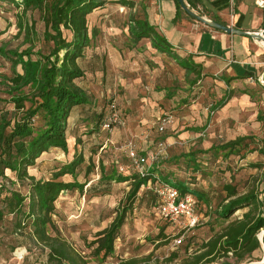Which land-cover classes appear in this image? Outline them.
I'll return each mask as SVG.
<instances>
[{"label":"rangeland","instance_id":"374dc122","mask_svg":"<svg viewBox=\"0 0 264 264\" xmlns=\"http://www.w3.org/2000/svg\"><path fill=\"white\" fill-rule=\"evenodd\" d=\"M143 1L133 0L130 8L106 0L104 7L89 14L90 45L79 59L85 73L76 82L92 100L73 110L68 118L66 135L70 147L75 145V155L79 153L84 158L76 168V179L85 186L82 191L73 188L61 192L55 202L53 219L61 234L87 256L89 264H115L132 257L141 259L149 253L153 254L149 264H154L155 258L161 259L172 250H179V262L184 248H188V252L194 251L201 240L225 224L226 221L215 217L216 209L227 201L224 184L235 185L240 193L258 185L257 192L264 204V192L259 191L264 183L262 169L252 165L264 159L258 152L264 148V96L258 95L252 106L242 109L235 117L214 110L211 106L214 95H201L197 84L190 85L194 74L186 75L185 70L166 53L152 47L149 38L136 42L131 40L128 24L132 17L143 15ZM19 2L0 1V46L22 50L29 45L23 43V33L16 35V24L21 20L23 24L34 22L36 35H30L33 51L49 53L51 43L42 40L44 27L39 13L27 11L20 16L22 7L17 6ZM188 18L193 19L189 15ZM64 34L70 38L68 32ZM17 68L20 70L19 66ZM3 74L10 75V62L0 56V75ZM0 97L7 98V95L1 92ZM110 102L115 105V114L121 122L113 123L109 130L99 126L95 129L98 115L95 117L93 112L99 114L101 110H107ZM1 108L9 112L13 109L12 104L0 100ZM163 118L168 121L161 131L159 126ZM241 135L250 137L239 153L224 156L217 149L204 151ZM169 136L173 138L168 140ZM160 141L164 142V149L152 160L150 156L157 151ZM130 144L148 158L150 168L159 162L161 172L172 170L177 180H184L189 187L207 192L211 213L207 219L204 211L199 214L198 210L199 224L189 230L182 229L162 219L155 207L157 199L152 189L140 187L125 213L113 253L102 259L100 255H91L92 247H88L87 242L93 240L96 232L108 226L130 203L127 196L132 180L99 181V164L106 172L115 169L122 176H129L134 171L127 154ZM194 150H202L196 155L197 170L192 169L191 163L187 167V158L181 156ZM75 155L72 149L66 154L60 148H51L37 159L38 165L30 172L48 178L53 168ZM62 178L69 179L68 176ZM147 186L151 187V184ZM15 187L22 194H27V187ZM241 212L235 211L230 218ZM5 218L0 222V264H40L44 261L42 248L36 246L26 233H11V215ZM263 233L264 230L258 232L259 239ZM160 234L166 238L157 239ZM177 238H181L179 245L174 243ZM11 246L14 250L10 249ZM260 255L256 252L250 263L241 264H264V247L261 258L257 260ZM21 256H25L24 259Z\"/></svg>","mask_w":264,"mask_h":264},{"label":"trees","instance_id":"16d2710c","mask_svg":"<svg viewBox=\"0 0 264 264\" xmlns=\"http://www.w3.org/2000/svg\"><path fill=\"white\" fill-rule=\"evenodd\" d=\"M113 1L122 6L133 7V0ZM173 1L176 11L182 12L178 1ZM186 1L194 8L192 2ZM105 3L106 0H20L17 3V6L22 7L20 16L25 15L27 11L39 13V20L44 27L42 40L51 43L50 51L47 54L39 50L33 51L30 35H36L34 22L23 24L21 20L16 24V35L23 33V43L29 45L22 50L0 46V56L10 62V75H0V93L7 95V98L0 97V100L12 104L13 107L11 112L0 109V222L11 215V233L20 235L26 233L36 246L42 248L45 260L40 264H89L87 256L81 254L61 234L53 217L56 212L55 202L61 192L73 188L82 191L85 186L76 179L78 175L76 168L84 158L79 153L75 155V145L70 147L66 132L68 118L73 110L91 103L92 100L76 80L82 78L85 73L79 65V59L90 45L88 16L95 9L104 7ZM65 31L70 34V38L64 34ZM128 31L133 42L149 38L152 47L174 59L186 70V75L194 74L190 85L200 79V69L197 68L199 65L191 64L187 59L183 60L172 52L167 40L156 32L146 17H132ZM219 78L226 83L229 81V78L224 76ZM227 97L228 94L213 103L211 105L213 109L221 108ZM112 103H108L107 110H101L99 114L93 112L95 117L98 115L95 129H99L98 126L103 129L102 125L106 118L115 112V105L111 108ZM249 137L237 136L217 146L212 145L204 151L211 152L217 149L222 151L224 156L236 154L247 145L245 141ZM51 148H60L66 154L72 149L75 156L53 168L48 178L31 173L30 169L38 165L37 159ZM201 151L194 150L181 154L187 158V167L191 163L193 170L198 169L195 159ZM258 152L264 156V148H260ZM252 165L262 169L261 173L264 176V159ZM165 173L161 172L159 162L149 167L144 174L134 170L129 176H122L115 169L106 172L104 166L99 164V181L132 180V182L127 196L130 203L120 210L108 226L97 231L93 240L87 242V246L92 247L91 255L96 257L100 255L104 259L113 253L114 241L119 235L125 213L133 203L136 193L140 187L151 189L147 185L152 186L157 181L175 185L182 194L190 193L196 206L200 207L196 209L197 212L199 210L200 214L204 211L205 217L207 219L210 217L211 206L207 204L209 201L207 192L195 190L189 187L186 181L177 180L172 170ZM64 176H68L69 179L63 180ZM15 185L27 187V194H22ZM256 187L240 193L235 185L224 184L223 190L227 201L220 204L215 211L216 219L226 221L221 229L207 239L201 240L194 251L188 252V248H184V255L179 262H177L180 257L179 250H172L161 259L155 258L154 264L250 263L256 257L254 256L256 252L261 253L257 259L259 260L264 247V233L261 239L257 234L264 230V204L257 192L258 185ZM259 191L264 192V183ZM153 194L157 199L156 194L154 192ZM237 210H242L240 215L230 218ZM160 238L165 239L166 236L160 234L157 239ZM10 249L14 250V246ZM152 256L153 254L149 253L141 259L132 257L119 260L115 264H149ZM21 257L24 259L25 256Z\"/></svg>","mask_w":264,"mask_h":264},{"label":"crops","instance_id":"0c3cea01","mask_svg":"<svg viewBox=\"0 0 264 264\" xmlns=\"http://www.w3.org/2000/svg\"><path fill=\"white\" fill-rule=\"evenodd\" d=\"M189 1L194 4L192 8L185 0L190 8L208 19L246 32H264V5L260 0ZM143 2L142 16L167 40L172 52L199 65L200 79L195 84L201 95L211 93L215 103L228 94L225 104L217 109L221 114L235 117L242 109L252 106L258 95L264 96L261 82L264 46L259 40L198 23L188 18L185 12L176 11L173 0ZM177 66L182 68L179 64ZM220 76L229 78V81L226 83ZM262 77L264 79V75ZM171 138L167 137L168 140Z\"/></svg>","mask_w":264,"mask_h":264},{"label":"built area","instance_id":"2783aa9c","mask_svg":"<svg viewBox=\"0 0 264 264\" xmlns=\"http://www.w3.org/2000/svg\"><path fill=\"white\" fill-rule=\"evenodd\" d=\"M264 75V72H263ZM262 75V76H263ZM261 76V82L264 84V79ZM111 108H114V104H111ZM168 121L167 118H163L159 130H163V124ZM121 122L117 115L114 113L110 114L103 124V128L110 129L113 123ZM164 149V142L160 141L157 143V151L150 157L155 160ZM128 158L130 165L134 170L140 174H144L147 169L151 166V162L144 155L137 152L132 144L128 146ZM152 191L156 194V209L159 216L170 222L179 225L182 229L189 230L199 223L200 215L196 210V203L193 196L190 193L182 194L178 187L172 184L164 182H155L151 187ZM181 238L174 240V243H179Z\"/></svg>","mask_w":264,"mask_h":264},{"label":"water","instance_id":"95a60500","mask_svg":"<svg viewBox=\"0 0 264 264\" xmlns=\"http://www.w3.org/2000/svg\"><path fill=\"white\" fill-rule=\"evenodd\" d=\"M179 3L180 8L186 13L188 14L191 18H193L194 20L201 22L213 29L216 30H222L226 33H234V34H239V35H248L256 40H261L264 42V32L260 31V32H246L243 30H238V29H234L230 26H226L224 24H221L215 20H211L208 19L202 15H200L199 13H197L196 11H194L192 8L189 7V5L185 2V0H177Z\"/></svg>","mask_w":264,"mask_h":264},{"label":"bare ground","instance_id":"6f19581e","mask_svg":"<svg viewBox=\"0 0 264 264\" xmlns=\"http://www.w3.org/2000/svg\"><path fill=\"white\" fill-rule=\"evenodd\" d=\"M260 3L264 5V0H260ZM259 42L264 46V42L259 40Z\"/></svg>","mask_w":264,"mask_h":264}]
</instances>
